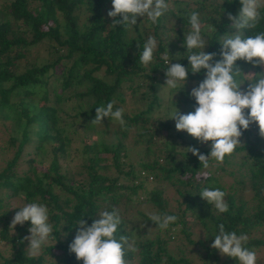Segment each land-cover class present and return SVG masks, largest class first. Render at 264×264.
Segmentation results:
<instances>
[{"label":"trees","instance_id":"1","mask_svg":"<svg viewBox=\"0 0 264 264\" xmlns=\"http://www.w3.org/2000/svg\"><path fill=\"white\" fill-rule=\"evenodd\" d=\"M3 1L0 7V145L6 149L14 147V150L4 167L0 168V189L6 190L5 197H0V208L5 207L0 213V240L9 247L10 252L7 257L1 258L0 264H83L68 250L79 227L75 225L76 221L84 219L90 226L99 219L101 212L113 209L118 210L121 217L115 233L117 240L121 236L127 237L129 241L135 242L137 249L135 252L126 251L127 264L133 258H136L137 264H189L181 256L175 258L166 248L172 235L170 232L176 229L184 235L188 244L194 243L189 239L191 233L184 220L187 214L200 224L206 233V241L219 233L218 226L221 223L226 232H235L238 236L264 223V193L261 192L264 188V137L260 135L256 122L242 130L239 138L242 144L233 152H242L239 164L245 166L252 198L256 200L255 211L249 217L244 213L246 203L241 199L236 200L232 193L226 191L217 182L218 176L209 173L203 176L199 173L204 169L203 164L197 156L187 152L188 148L176 152L175 143L166 142L163 150H153L159 127L169 128L170 124H154L149 120V113L160 106L156 87L167 79L165 73L168 64L162 59L164 55H169V64L185 66L188 71L186 81L193 82V87H197L205 78V69L192 73L186 57L190 53L183 43L191 32L189 21L192 12L198 13L201 35L206 41L203 51L216 53L211 61L214 63L221 59L219 41L224 36L241 34L244 38L264 32V8L259 9L261 19L255 29H241L236 33V29L231 27L228 13L238 16L242 7L240 0H223L222 5L221 0H172L171 6L156 24L147 17L142 21L137 17L133 34L128 36V28L123 25L111 26L113 18L108 16V12L112 9V0ZM106 3L111 5L110 9L106 8ZM149 37H155L157 48L153 61L144 66L139 57ZM42 43H45L46 55L37 62V56L32 58V52ZM245 65L253 67L249 79L253 76L258 78L260 73H264L259 64L254 66L238 59L235 62V68L240 70L236 76L238 82L244 80ZM123 82L129 83L131 95L144 87L134 97L145 108L130 116L124 115V125H118L121 136L125 135L130 125L141 129L138 136L144 138L136 139V142L143 144L140 147L142 156L136 165L129 163L126 153L122 154L123 157L119 156L123 149L120 136L110 143L100 138L109 128V122L104 120L110 117L102 118L100 124L92 122L96 107L115 101L113 110H116L120 103H124V92L121 90ZM254 82L245 79L241 91H247L248 85ZM190 91L187 88L178 90V93L185 109L193 112L196 102L189 96ZM37 94L41 97L38 98L41 99L38 104L35 101ZM50 94L53 96L51 100ZM76 97L86 99L83 103L71 100ZM53 101L57 104H50ZM67 101L74 103L72 106H59ZM173 104L176 105V101L169 100L168 105ZM69 109H73L74 118L84 132L83 139L88 132L99 136L81 143L82 149L88 154L83 168L85 180H73L58 164V158L65 154L69 146L66 133L69 124L60 115L68 116ZM244 111L247 113L248 109ZM98 125L103 129H98ZM252 128L254 133L251 132ZM184 132L175 135L182 138ZM186 140L188 147H194L204 155L210 153V145H196L190 136ZM31 141L34 155L38 150H44V143L48 144L46 152L50 154L49 163L43 172H38L31 165L35 163V157L30 158L26 161V171L16 172L14 168L17 160L25 145ZM105 152L112 153V167L118 173L115 176L99 172L106 168L99 164L102 160L99 154ZM175 155L179 156V160H175ZM211 162L212 158L209 159V165ZM218 168L223 169L221 166ZM205 170L209 172L208 168ZM185 174L187 176L183 178ZM148 175L152 176V181L146 179ZM160 180H167L174 187L175 193L182 197L178 203L183 204V208L178 205L177 212L165 210L166 201L161 197L163 188ZM239 182L242 183L241 180ZM146 183L151 184L150 189L146 188ZM53 185L63 188L71 194V198L65 197L59 201V196L52 190ZM204 188L224 191L228 211L218 213L214 205L208 204L199 194ZM138 197L143 200L138 201ZM10 198H14L16 204L8 209ZM34 202L44 204L49 209L48 222L53 226V233L43 247L42 254L37 258H29L28 241L23 238L30 235V221L12 227L7 217H14L19 208ZM134 202H150L161 218L175 215L178 219L170 223L168 228L162 229L149 220L150 217L143 216L155 227L154 233L131 239L129 232L133 226L128 227L129 222L124 215L127 206H132ZM161 231L163 236H160ZM196 243L203 249V263L209 256L212 262L217 261V249L209 248L200 239ZM261 243L260 239L248 240L244 247ZM229 264H236L235 259Z\"/></svg>","mask_w":264,"mask_h":264},{"label":"clouds","instance_id":"2","mask_svg":"<svg viewBox=\"0 0 264 264\" xmlns=\"http://www.w3.org/2000/svg\"><path fill=\"white\" fill-rule=\"evenodd\" d=\"M222 3L223 0L221 5ZM240 4L242 7L238 16L234 17L228 13V19L232 21L231 27L236 29V33L241 29H255L261 19L259 9L264 8V0H240ZM168 8L169 4L166 0H112V9L108 12V16L113 18L112 27L121 24L132 29L137 24V17H147L156 24L158 18ZM118 16L120 19H116ZM189 22L191 32L183 41L190 53L186 57L193 74L199 73L201 69H205L206 74L198 86L193 87L189 92V96L195 99V110L181 114L175 107L168 118L175 120L176 130L186 131L201 143L211 142L208 155L201 154L194 147H188L187 151L197 156L206 169L209 167L210 158L223 163L225 156L231 155L242 144L239 139L242 130L248 129L252 122L258 124L260 135L264 137V73H260L258 78L253 76L247 79L255 82L248 85L247 91H241L240 85L245 79L241 82L237 81L236 76L240 70L235 68L238 59L254 66L264 65V32L244 38L241 34L224 36L219 41L221 59L213 63L211 61L216 53L203 51L206 41L201 35L202 29L197 12L191 13ZM156 48L157 40L155 37H149L139 57L141 64L147 66L153 61ZM193 49L199 51L193 52ZM162 59L168 64L165 85L169 89L179 90L185 84L187 69L179 63L169 64L167 54ZM114 103L115 101H112L106 106L96 107L92 122L100 124L102 118L111 116L124 125V110L118 108L113 111ZM245 109H248L247 113ZM199 194L208 204L214 205L218 213L228 211L224 191L218 188H204ZM19 209L11 221V226L23 225L26 221H30L28 230L30 235L23 239L28 241V257L37 258L42 254L43 247L53 233V226L48 222L49 209L44 204L35 202ZM177 219L175 215H165L161 218L158 214H151L149 220L158 227L166 229ZM120 223L121 217L116 209L101 212L99 219L94 220L90 226L80 218L75 224L79 227L68 246L69 252L74 253L75 258L82 260L83 264H127L126 251L135 252L137 249L135 242H130L127 237L121 236L117 240L115 233ZM143 226L141 224V227ZM218 227L219 233L214 236L211 248L217 249L222 256L234 258L239 264H257L256 253L244 247L248 239L246 235L238 236L235 232H226L222 223Z\"/></svg>","mask_w":264,"mask_h":264},{"label":"rangeland","instance_id":"3","mask_svg":"<svg viewBox=\"0 0 264 264\" xmlns=\"http://www.w3.org/2000/svg\"><path fill=\"white\" fill-rule=\"evenodd\" d=\"M171 1L172 0H168L167 2L169 4V7L171 6ZM3 3L4 1L0 0V7L3 5ZM105 6L107 9L111 8V5L108 3H106ZM139 18L141 21L144 19L143 17H139ZM206 31L209 30L206 29ZM132 34H133V28L128 29V36H132ZM34 51L32 52V58L37 56L36 59L37 62L41 61L42 57L46 55L45 43H42L39 46H37V50L35 49ZM29 60H31L30 57ZM22 64L23 61L21 62V66ZM260 68L261 70L264 71V65H260ZM252 72H253V67L250 65H245L243 67L244 79H249V76L251 75ZM128 84L129 83L126 82L122 83L121 90L124 92L125 100L123 104L120 103V105H118V108H122L124 110L123 116L127 114L130 116L132 113L141 111L145 108V106L141 104L138 100H136V98L134 97L137 96V93L140 90H143L144 87L141 88L140 90H137L135 92V95L134 94L131 95L130 93L131 89ZM243 86L244 83L240 85V90H242ZM156 88H157L156 92L160 100V106L156 107L149 113V120L154 124L168 123L170 124V127L169 128H164L163 126L159 127V130L155 135V142L152 145V149L155 151L156 148H160L161 150H163L164 148L163 145L166 142H174L175 151L180 152L185 148H188L189 143H187L188 141L186 140V138L189 136L191 137V135L188 134L186 131L184 132L183 130H179V131L176 130L175 120L172 118H168V116L175 110V107L181 114H187L192 111L188 112L185 109V104L181 102L180 100L181 95L180 93H178L177 90L169 89L165 85V83L159 84ZM187 88L192 89L193 82L185 81V84L179 90H186ZM175 91L177 92L174 94ZM37 93L40 94V91H38ZM39 94H37V99H35V101H37V104L41 103V99L38 100V98L40 97ZM52 98L53 96L50 94L49 100H51ZM85 99L86 98L76 97L71 100L83 103ZM169 100L176 101V105L173 104L169 106L168 105ZM72 103L74 102L67 101V102H62V105L59 104L58 105L60 107L67 105L72 106L73 105ZM50 104L56 105L57 103L53 101ZM73 113H74L73 109L72 110L69 109L67 112L68 116L62 117L60 115L61 118L66 119V122H68L70 126L68 125L66 127V133L69 139V146L67 147L65 154L58 158V164L62 169H64V171L68 175L71 176L73 180H81V179L85 180L86 175L85 172H83L84 170L83 168L87 163L85 158L87 157L88 154L82 149L81 143L83 140L84 141L90 139L94 140L99 136H97V134L93 132H88L89 134L87 133V135L83 139L84 132L81 130L80 124L78 123L76 118H74ZM104 121L109 122L107 123L109 124V128L105 129L106 132L100 138L103 139L106 143H110V142H114L117 138H119L118 136H120L121 137L120 140L123 142L122 144L123 149L121 150L119 156L121 157L123 153H126L129 163L136 165L137 162L140 160V156H142V150L140 149V147L142 148L143 144L141 142H136V139L144 138L143 136L142 137L138 136V132H140L141 129L135 128L134 126L130 125V127H128V129L126 130L125 135L121 136L120 132L118 131V125H120L118 121L114 120L111 116L109 119H106ZM100 128L103 129L102 126L98 125V129ZM251 130H252L251 132L254 133L253 128ZM114 131H116V134H114ZM182 132H184L185 134V136L182 138H179L175 135L176 133H182ZM250 137H252V134L250 135ZM191 138L194 140V143L196 145H206V144H208V146L211 145L210 141L207 143H201L196 138L193 137ZM33 145L34 144L32 141L25 145V148L21 153L22 155L20 154L21 157L19 155L20 159L18 158L17 164L14 168L16 172L26 171L28 167L26 165V161H29L30 158H34V157H35V163H32L31 165L34 166L38 172L44 171L45 167L49 163V158H50V154L46 152L48 144L44 143L43 144L44 150H38L36 155H34L33 153L34 152ZM9 148L10 149H6L4 146L0 145V168L4 167L5 162L9 160V158L13 153L14 147H9ZM156 154H161V153L156 152ZM110 155H112L111 152H107V153L105 152L99 154V156L102 159L99 162V164L106 166L105 169L99 172L108 176H115L118 173L116 172L115 168L112 167V160L110 159ZM241 155L242 152H235L232 153L231 155H226L223 163H218L217 161L212 159V162L208 167L209 172L206 171L204 168L202 171L200 170L199 173L203 176L207 175L208 173L218 176L217 182L221 184L226 191L232 193L236 200L241 199L243 202H245L246 209L244 213H246L247 216L252 217L255 211L256 200L252 198L253 192L249 188V181L247 179L248 176L246 175L245 166L239 164L242 158ZM175 160H179V156L175 155ZM245 162H247V159L245 160ZM220 166L223 168L222 170L218 168ZM247 174L249 175V172H247ZM29 175L31 174L29 173ZM186 176L187 174H185L183 178ZM146 179L148 181L153 180L152 176L150 175H148ZM239 180H241L242 183H240ZM160 183L162 184V188H163L161 197L166 201V205L164 207L165 210L171 212H177V207L179 205L178 202L182 200V197L178 196L175 193L174 187L169 185L167 180H160ZM150 186H151L150 183H146V188L150 189ZM52 190L59 196L60 198L59 201L63 200L65 197L71 198V194L66 192L60 186L53 185ZM261 192L264 193V188L262 189ZM4 193H6V190L0 189V197L4 198L5 197ZM8 200H9L8 209H10L13 206H15L16 200L14 198H10ZM142 200L143 199H141V197H138V201H142ZM179 206H181L180 208L184 207L183 204ZM3 209H5L4 206L0 208V213L3 212L2 211ZM125 212L126 215L124 216L129 222L128 227L133 226V228H131V233L129 232V234L131 235L130 236L131 239L135 240L138 239L139 237L144 238L147 236H151L154 233L155 227L143 217V216L150 217L151 214H157L156 208L150 202L147 203L134 202L132 203V206H127ZM7 218L10 221H12L13 219V217H7ZM184 220L187 222L186 227L188 228V231L191 233L189 239L194 241V243L188 244L187 239L184 237L183 234L177 232V229L174 232H170L172 233L173 236L171 235V237H169V241L166 244V248L171 255H173L175 258L181 256L184 259H186L189 262V264H229V262L232 261V259L234 260V258L229 259L228 256L226 255L222 256L217 250L215 253L217 256L216 262H212L211 261L212 257L209 256V258L205 261V263H203L204 262V260L202 259L203 254H201L203 249L200 247L199 244L196 243V241L200 239L204 241V243L210 248V245L214 240V237L211 240L206 241L205 239L206 233L201 228L197 220L192 219V216H190L189 214H187L184 217ZM141 224H143L144 226L141 227ZM244 235L247 236L248 238L247 241L253 239L262 240V243L260 245L249 244L248 249L256 253L257 264H264V223H262L261 225H255L254 227L248 229V231ZM160 236H163L162 231L160 232ZM8 249L9 247L8 246L6 247V245L0 240V261L2 260L1 258L7 257L9 255L10 252ZM235 263L239 264V261L235 260ZM128 264H137L136 258H133V261H131Z\"/></svg>","mask_w":264,"mask_h":264}]
</instances>
